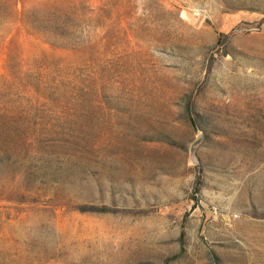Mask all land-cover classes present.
Instances as JSON below:
<instances>
[{
  "label": "rangeland",
  "instance_id": "1",
  "mask_svg": "<svg viewBox=\"0 0 264 264\" xmlns=\"http://www.w3.org/2000/svg\"><path fill=\"white\" fill-rule=\"evenodd\" d=\"M0 264H264V0H0Z\"/></svg>",
  "mask_w": 264,
  "mask_h": 264
}]
</instances>
